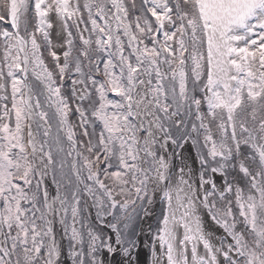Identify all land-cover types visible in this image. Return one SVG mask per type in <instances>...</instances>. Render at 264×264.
Wrapping results in <instances>:
<instances>
[{
  "label": "snow or ice",
  "instance_id": "obj_1",
  "mask_svg": "<svg viewBox=\"0 0 264 264\" xmlns=\"http://www.w3.org/2000/svg\"><path fill=\"white\" fill-rule=\"evenodd\" d=\"M0 264H264V0H0Z\"/></svg>",
  "mask_w": 264,
  "mask_h": 264
},
{
  "label": "water",
  "instance_id": "obj_2",
  "mask_svg": "<svg viewBox=\"0 0 264 264\" xmlns=\"http://www.w3.org/2000/svg\"><path fill=\"white\" fill-rule=\"evenodd\" d=\"M59 231V230H58ZM58 238H59V235H58ZM146 254V253H145Z\"/></svg>",
  "mask_w": 264,
  "mask_h": 264
}]
</instances>
